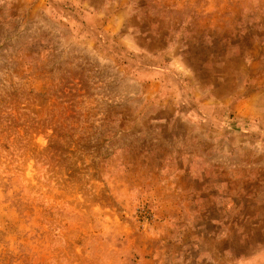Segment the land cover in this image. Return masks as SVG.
<instances>
[{
    "label": "rangeland",
    "instance_id": "1",
    "mask_svg": "<svg viewBox=\"0 0 264 264\" xmlns=\"http://www.w3.org/2000/svg\"><path fill=\"white\" fill-rule=\"evenodd\" d=\"M0 264H264V0H0Z\"/></svg>",
    "mask_w": 264,
    "mask_h": 264
}]
</instances>
